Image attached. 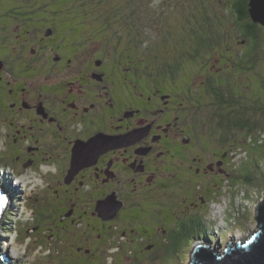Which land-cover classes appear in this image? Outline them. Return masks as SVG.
Returning a JSON list of instances; mask_svg holds the SVG:
<instances>
[{"label": "flooded vegetation", "instance_id": "1", "mask_svg": "<svg viewBox=\"0 0 264 264\" xmlns=\"http://www.w3.org/2000/svg\"><path fill=\"white\" fill-rule=\"evenodd\" d=\"M31 6L23 1L12 11L8 0H0V115L4 130H12L6 131L7 141L27 156L26 164L35 165L42 155L54 165L51 176L59 182L57 194L45 203L52 222L56 212L60 221L74 219L77 200L82 199L92 206L96 222H112L98 210L99 202L106 201L114 220H126L121 229L131 228L132 238L140 242L149 239L154 251L153 246L174 231V202L179 203L160 190L170 184L188 188L183 202L203 213L205 206L199 203L204 195L189 188L200 189L199 183L216 179L221 190L227 166L233 165L217 150L207 153L211 145L221 144L211 141V133L223 135V143L232 136L219 126L204 127L208 120L201 124L193 114L199 97H219L213 83L224 74L215 70L206 75L205 89L198 94L202 81L198 86L188 73L187 81H181L183 66L177 69L171 54L130 61L126 48L114 47L106 33L96 45L94 36L66 33L59 16L45 21L47 6ZM7 67L20 70L14 79L6 76ZM35 72L46 80H33ZM46 135H51V142L43 140ZM92 138V150L77 156V144ZM161 214L169 215L164 222L158 218ZM146 215L150 219L143 218ZM108 235L98 243L104 244L101 250ZM2 252L11 255L10 250Z\"/></svg>", "mask_w": 264, "mask_h": 264}, {"label": "rangeland", "instance_id": "2", "mask_svg": "<svg viewBox=\"0 0 264 264\" xmlns=\"http://www.w3.org/2000/svg\"><path fill=\"white\" fill-rule=\"evenodd\" d=\"M23 1L32 2L33 9L47 6L49 17L45 21L59 16L66 33L94 36L96 45L101 43L100 37L106 33L114 47H129L131 51L138 47L140 52L134 56L135 59H144L153 51L161 54L176 51L180 54L185 50L186 61L178 75H182L181 81H187V73L190 74L198 86L202 81L201 89H196L198 94L205 89L206 75L215 73V70L222 72L224 76L213 84L215 89L220 85L221 94L227 100L222 102L218 95L212 93L208 97H199L196 100L199 108L195 107L193 114L200 123L202 119L208 120L207 124L201 123L204 127L219 126L232 136L223 143V135L211 133V141H220L221 144L218 147L211 145L207 153L211 156L217 150L233 165L232 168L227 166L225 182H220L224 184L221 190L217 189L216 179H210L205 185L199 183L200 189L189 188L192 193L204 195L199 203L205 206L203 213L195 207L190 210L186 200L183 202L188 188L169 182L167 189L160 190L162 194L167 191L169 198L179 203L174 202V231L168 239L154 245L152 251L149 239L140 242V239L132 238L131 228L121 229L126 220L122 219L121 224L120 219L112 217L105 218L112 222H96L90 212L92 206L86 205L88 201L83 199L77 200L78 212L74 219L68 217L60 221L59 212H56V220L52 222L45 203L57 194L56 184L59 182L51 176L54 165L50 160H44L42 155L35 165L26 164L27 156H22L7 141L6 131L12 130H4L0 115V181L14 197L3 219L4 245L1 244V249L10 250L13 261L17 264H190L191 251L198 243L207 242L224 251L230 240H245L257 230V206L264 199V26L258 27V41L255 36L249 37L252 45L257 44L254 58L250 56L251 47H248V42L245 44L247 37L241 27L242 23L247 28L249 19L238 23L229 0H219L220 3L218 0H8L12 6L10 9L15 11ZM118 6L122 8L120 15L114 9ZM204 6H207L211 19L207 18V10L201 11ZM198 18H203V21L198 22ZM128 21L135 22L136 28L141 24V31L135 32L136 28L129 26ZM52 24L58 26L57 22ZM206 26L210 40L205 36ZM132 33L136 34L134 39H138L139 44L128 42ZM117 42L120 45H116ZM177 54H174L175 59H178ZM6 69V76L12 79L20 71L10 67ZM34 74L37 76L33 80L39 83L46 80V77H38L42 76L41 72ZM47 94L51 96V92ZM235 120L241 124L246 122V128H233L231 121ZM226 121V128L220 126L226 125ZM221 130L217 131L221 133ZM64 134H60L62 144ZM43 140L51 142L52 137L46 135ZM14 172L15 178L12 176ZM87 194L91 200L93 192L89 188ZM210 200L215 201L210 204ZM84 210L88 213L83 214ZM184 211L185 215L181 216ZM99 212L104 217L112 216L109 209ZM126 215L130 217L129 213ZM168 216L161 214L158 218L164 222ZM143 218L150 219V216ZM107 235L110 238L101 250L104 244L98 246V243ZM204 237L211 240H198ZM139 243L140 248L137 249Z\"/></svg>", "mask_w": 264, "mask_h": 264}, {"label": "water", "instance_id": "3", "mask_svg": "<svg viewBox=\"0 0 264 264\" xmlns=\"http://www.w3.org/2000/svg\"><path fill=\"white\" fill-rule=\"evenodd\" d=\"M250 12L254 22L264 25V0H251ZM94 143L95 138L87 143L83 141L78 143L75 153L83 157L92 150ZM0 185L2 186L1 182ZM101 209L98 206V210L101 211ZM102 210L105 211V209ZM256 219L258 220L257 230L245 240H231L224 251L207 243H198L192 253L191 264H264V199L257 206ZM9 260L7 252L0 254V264H11Z\"/></svg>", "mask_w": 264, "mask_h": 264}, {"label": "trees", "instance_id": "4", "mask_svg": "<svg viewBox=\"0 0 264 264\" xmlns=\"http://www.w3.org/2000/svg\"><path fill=\"white\" fill-rule=\"evenodd\" d=\"M229 1L231 2L230 7L231 6L233 7L232 8L233 11H231L230 7H228V11H231V12H234L235 13L236 16L234 18L236 19V21L238 23L239 22L241 23V21H245V20H248L249 19L248 20L249 21V24H247V28H245L244 24H242V23H241V27L244 30L245 36L247 37V41H246L245 44H247V42H248V47H251V49L249 50L250 56H252V57L255 58V52L254 51L257 50V44L255 43L254 45H252V43L249 41V37H254L255 36L256 41L259 40L257 31H258V27L260 26V24L254 22L252 20L251 12H250V1L251 0H229ZM217 2L220 3L219 0ZM80 7L83 8V6H80ZM114 9L118 13V15L122 14V12H121L122 8L120 6L114 8ZM204 10H207V12H208L207 6L201 7V11H204ZM87 12L88 13H91L88 10H87ZM129 13L131 14V9L130 8H129ZM137 16H139V15L137 14ZM117 17H119V16H117ZM207 18L208 19H211L210 16H209V12L207 13ZM202 21H203V18H198V22L201 23ZM140 23H138V24H140ZM135 24H136L135 22L128 21V25L131 26V27L134 26V28H136ZM141 29H142V26L140 24L139 28H136L135 29V32L141 31ZM204 30H205V36H206V38L208 40H210L211 38H209V36L207 34L208 26H206ZM130 33H131V31H130ZM135 37H136V34H134V33H132V35L129 36V39H130V43L131 44L132 43L139 44L138 39H134ZM129 39H128V42H129ZM259 43H260V41H259ZM138 49H139L138 47H134L132 49V51L128 47L125 49V51L127 53V56L129 57L130 61H133V59L135 61H138V58H136L137 59L136 60L135 57H134L135 55H137V53L140 52V50H138ZM158 54H161V53H158ZM168 54H171V58H172L171 61H173L174 64L178 65V66H176L177 69H180V66H184V63L186 61V57L183 54H186V51L185 50L183 52H181L180 54H177L176 51H174V53L173 52H168ZM174 54H177L178 55V57H177L178 59H175L174 58ZM162 55L165 57L167 55V52L164 51ZM219 86H217L216 92H219L220 93L219 94V99L222 102H225L227 100V98L221 94V91H220ZM240 122L238 120L231 121V123L234 124L233 125V128H237V127H239V128H246L245 127L246 125H244L246 122L244 124H241ZM219 124H220V122L218 123V125ZM242 125H244V126H242ZM220 126L226 128L228 126L227 121H226V125L225 124H220ZM227 131L233 132L232 130H227Z\"/></svg>", "mask_w": 264, "mask_h": 264}, {"label": "clouds", "instance_id": "5", "mask_svg": "<svg viewBox=\"0 0 264 264\" xmlns=\"http://www.w3.org/2000/svg\"><path fill=\"white\" fill-rule=\"evenodd\" d=\"M135 5H138V4H134V6H135ZM134 6H133V7H134ZM130 7H131V6H130ZM133 7H131V8H133ZM252 20H253V19H252ZM258 24H259V23H258ZM260 25H262V24H260ZM262 26H264V25H262ZM129 42H130V39H129ZM134 44H135V43H134ZM128 48H129V47H128ZM129 49H130V48H129ZM138 50H140V49H138ZM149 54L158 55V53H157L156 51H153L152 53H147V56H149ZM138 61H140V60L138 59ZM18 181H19V180H18ZM0 182H1V181H0ZM22 182H23V181L21 180L20 183H22ZM1 184H2V183H1ZM2 186H3V184H2ZM3 189H4V190H7V189L4 188V186H3ZM7 191H8V190H7ZM9 193H10V191H9ZM11 197H12V195H11ZM12 199H13V200H12V204H13V202H14V197H12ZM214 201H215V200H214ZM11 206H12V205H11ZM10 208H11V207H10ZM10 208H9L8 210H6L5 214L10 210ZM5 214H4V217H5ZM4 217H3V219H4ZM3 219H2L1 227H0V241H1L2 238H3V236H2V232H3V230H4V227H3V224H4ZM250 235H251V234H250ZM250 235H249V236H250ZM248 238H249V237H248ZM198 240H200V239H198ZM112 241H114V240H112ZM202 241H203V240H202ZM230 241H231V240H230ZM230 241H229V242H230ZM236 241H237V240H236ZM238 241H240V240H238ZM229 242H228V243H229ZM206 243H207V242H206ZM207 244H209V243H207ZM193 252H194V250L191 251V256H190V257H191V260L189 261L190 264L193 262V260H192V253H193ZM1 253H2V250L0 249V254H1ZM9 257H10L9 263H11V264H15V263H16V264H17V262L13 261V259H12V255L9 254Z\"/></svg>", "mask_w": 264, "mask_h": 264}, {"label": "bare ground", "instance_id": "6", "mask_svg": "<svg viewBox=\"0 0 264 264\" xmlns=\"http://www.w3.org/2000/svg\"><path fill=\"white\" fill-rule=\"evenodd\" d=\"M98 206L102 209H109L110 206L104 201V203L99 202Z\"/></svg>", "mask_w": 264, "mask_h": 264}, {"label": "snow or ice", "instance_id": "7", "mask_svg": "<svg viewBox=\"0 0 264 264\" xmlns=\"http://www.w3.org/2000/svg\"><path fill=\"white\" fill-rule=\"evenodd\" d=\"M5 200H6V198L3 195H0V209H2Z\"/></svg>", "mask_w": 264, "mask_h": 264}]
</instances>
